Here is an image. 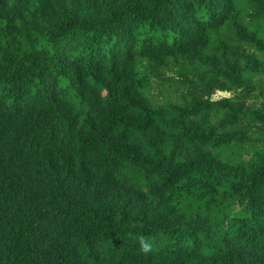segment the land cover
Returning <instances> with one entry per match:
<instances>
[{"label":"trees","instance_id":"1","mask_svg":"<svg viewBox=\"0 0 264 264\" xmlns=\"http://www.w3.org/2000/svg\"><path fill=\"white\" fill-rule=\"evenodd\" d=\"M0 264H264V0H0Z\"/></svg>","mask_w":264,"mask_h":264},{"label":"clouds","instance_id":"2","mask_svg":"<svg viewBox=\"0 0 264 264\" xmlns=\"http://www.w3.org/2000/svg\"><path fill=\"white\" fill-rule=\"evenodd\" d=\"M138 244H139V251L144 255H148L154 249L153 242L142 235L138 237Z\"/></svg>","mask_w":264,"mask_h":264},{"label":"rangeland","instance_id":"3","mask_svg":"<svg viewBox=\"0 0 264 264\" xmlns=\"http://www.w3.org/2000/svg\"><path fill=\"white\" fill-rule=\"evenodd\" d=\"M227 94H228L227 91H215V92L211 95V97H218V96H220V95H227Z\"/></svg>","mask_w":264,"mask_h":264}]
</instances>
